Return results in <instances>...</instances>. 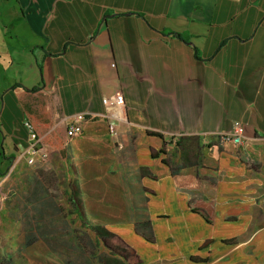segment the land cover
I'll return each mask as SVG.
<instances>
[{
	"label": "crops",
	"instance_id": "obj_1",
	"mask_svg": "<svg viewBox=\"0 0 264 264\" xmlns=\"http://www.w3.org/2000/svg\"><path fill=\"white\" fill-rule=\"evenodd\" d=\"M118 91L125 106L114 135L102 97ZM78 111L95 115L68 137L63 118ZM236 119L241 144L223 137ZM27 120L49 152L76 158L86 188H101L99 208L119 196L142 202L143 185L165 196L175 183L196 190V170L213 177L200 187L216 202L214 225L197 220L198 230L184 229L187 246L163 245L150 264H264V0H0V138L13 170L29 152ZM87 139L103 146H77ZM176 139L200 164L171 175L148 153ZM141 164L156 177L139 175ZM101 208L133 217L130 208ZM231 235L232 244L218 240ZM206 236L216 238L209 260L188 259L207 253L195 248Z\"/></svg>",
	"mask_w": 264,
	"mask_h": 264
},
{
	"label": "flooded vegetation",
	"instance_id": "obj_2",
	"mask_svg": "<svg viewBox=\"0 0 264 264\" xmlns=\"http://www.w3.org/2000/svg\"><path fill=\"white\" fill-rule=\"evenodd\" d=\"M168 142L163 140L162 144L156 148L150 146L148 154L151 158L161 155L160 160L168 166L171 175L177 174L184 167L200 164L191 161V150L184 142L178 144L176 139L173 148L168 147ZM12 168L8 167L0 179H4L5 176L10 174L9 171ZM46 170H48L47 167L38 170L40 186L36 190V195L28 201V205L34 208L37 206L38 208H36L37 210H29L28 213L38 212L40 216H57L60 222L58 227L55 228L57 230L52 233L53 238L46 239L43 242H49L48 245L53 246L62 253L68 250L72 251V259L68 260L67 264H150L156 260L160 253L168 250L167 248L164 249L163 245L168 246L170 253L173 244H178L181 248H184L185 238H187L184 229L198 230L200 224L197 220H202L211 227L215 223L216 202H213L204 194V187H200L201 182L207 180L214 182L215 180L213 177H206L198 170H196L195 175L196 190H191L190 185L175 183L173 187L174 195L165 196L162 194L161 189L155 186L143 185L145 197L142 202L129 203L124 201L122 196H119L109 203L100 202V208L99 201H102L101 199L105 201L106 197H102L99 193L101 188L96 193H92L83 185L78 166L70 164L68 171L64 170L63 167L57 170L51 169L55 175L54 179L47 177L44 172ZM108 173L120 174L116 170L105 174ZM129 173L121 172V175L127 177ZM139 175L156 177L147 164L140 165ZM56 185L63 186V191H57ZM111 190L121 195L124 193L125 188L117 185L112 186ZM50 193L54 194L51 195ZM181 193L185 195L181 196ZM86 194L97 200L94 209L89 208L86 202ZM151 199L154 201L151 202ZM158 200H161V202H157ZM1 202L2 199L0 204ZM102 205L121 209L130 208L133 217L111 218L107 212L103 211ZM142 207L145 208L144 214ZM212 208H214V211L210 212L209 209ZM69 212L82 215L89 222V227L87 226L85 229L74 228L72 239L67 236L71 229L68 226L66 227L65 222L62 220L63 214ZM126 212L124 213L126 214ZM5 218L2 220L0 215V224ZM230 220L226 218L224 221L228 222ZM8 230L11 233L6 237L0 235V264H31V259L28 258L27 253L18 252L11 245L13 235L17 234L18 240L21 241L25 238L22 236L28 228L21 226L18 231H15V228ZM214 240H216L215 236L204 237L196 244L195 248L197 251L206 250L207 253L191 252L187 254L188 259L197 262L208 261L212 251L211 246L208 247V245H211ZM218 240L224 244H232L236 241V237L234 235L221 236ZM28 242H30V239ZM79 251L85 253L86 258Z\"/></svg>",
	"mask_w": 264,
	"mask_h": 264
},
{
	"label": "rangeland",
	"instance_id": "obj_3",
	"mask_svg": "<svg viewBox=\"0 0 264 264\" xmlns=\"http://www.w3.org/2000/svg\"><path fill=\"white\" fill-rule=\"evenodd\" d=\"M116 133H114V135ZM93 142L95 146H103L99 141L90 139L83 140L82 143L77 144V146L87 147V145H91ZM4 149L5 146L2 143V138H0V171L2 172L9 167V162L4 161V157L7 155L4 154ZM76 161V158H74L73 155H69V153H64L62 156H59V153L57 155L49 152L45 160L40 161L36 159L32 163L24 161L23 164H20V166L16 167L14 170L12 169V172L9 171L10 174L5 176L0 182V193L3 197L0 207L4 205L8 216L2 224H0V235L6 237L11 233L8 230L10 228H15V231H18L21 226L28 228L24 236H22L25 238L21 241L18 240L17 234L13 235L14 238H12L11 245L16 251L27 253L28 258L31 259V264H61L62 262L63 264H67V261L72 259V251L68 250L62 253L53 246L48 245L49 242H43L46 239L49 240V238H53L52 233L57 230L55 228L58 227L60 222L57 216H40L38 212L34 214L28 213L29 210H37L36 208H38L37 206L34 208L28 205V201L36 195V190L38 186H40V182L38 181L40 179H38V170L40 168L47 167L51 172L48 170L44 172L47 174L48 178L54 179L55 175L52 170H57L62 167L66 170L65 166L67 167L70 163L74 165ZM66 162L69 163L66 164ZM55 188L57 191H63L64 189L61 185H56ZM50 194L53 195L54 193ZM62 217L66 227L68 226V228L71 229L67 234L70 239L73 238L74 228L78 227L80 229H85L87 226L89 227V222L85 220L82 215L69 212L63 214ZM29 239L30 242H28ZM79 253L86 258L85 253L82 251H79Z\"/></svg>",
	"mask_w": 264,
	"mask_h": 264
},
{
	"label": "built area",
	"instance_id": "obj_4",
	"mask_svg": "<svg viewBox=\"0 0 264 264\" xmlns=\"http://www.w3.org/2000/svg\"><path fill=\"white\" fill-rule=\"evenodd\" d=\"M102 102L105 105L104 111L101 115L109 117L108 129L114 134L116 133V119H122V113L125 106V100L122 92H114L109 95H104L102 97ZM95 115L93 112L89 111H78L68 117L63 118L65 123V132L68 137L74 136L81 132L82 124L88 116ZM25 125L30 131V143L28 151L26 153V161L32 163L34 160H45L47 157L48 150L41 144V139L33 129V124L30 121H26ZM224 138L233 140L236 144H241L243 142V124L240 120L236 119L233 121V127L231 131L223 135ZM24 154V153H23ZM3 178L0 179V182ZM1 184V183H0ZM2 194L0 193V200L2 199Z\"/></svg>",
	"mask_w": 264,
	"mask_h": 264
},
{
	"label": "trees",
	"instance_id": "obj_5",
	"mask_svg": "<svg viewBox=\"0 0 264 264\" xmlns=\"http://www.w3.org/2000/svg\"><path fill=\"white\" fill-rule=\"evenodd\" d=\"M151 132H152V133H158V132H155V131H151ZM152 147H153V146H152ZM154 148H156V147H154ZM48 153H49V152H47V156H48Z\"/></svg>",
	"mask_w": 264,
	"mask_h": 264
}]
</instances>
